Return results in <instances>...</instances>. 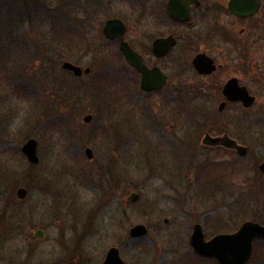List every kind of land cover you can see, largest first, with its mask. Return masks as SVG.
Returning a JSON list of instances; mask_svg holds the SVG:
<instances>
[{"label":"rangeland","instance_id":"1","mask_svg":"<svg viewBox=\"0 0 264 264\" xmlns=\"http://www.w3.org/2000/svg\"><path fill=\"white\" fill-rule=\"evenodd\" d=\"M136 1L0 0V264H99L123 242L125 264H209L188 251L194 222L206 223V239L234 232L244 221L264 225V177L249 187L238 170L224 193L219 170L207 171L197 184L192 159L220 160L218 152H199L179 167L181 185H170L167 172L180 156L172 161L150 129L124 131L122 93L113 124L116 90L138 82L116 46L105 45L101 28L117 16L138 33ZM63 62L91 73L75 77ZM255 91L261 106L264 91ZM87 115L91 120L84 123ZM114 127L123 129L120 136L110 134ZM257 137L254 153L261 161L262 124ZM28 139L36 141L37 165L21 151ZM113 170L130 193H138L136 201L108 192ZM19 188L27 191L24 200L16 196ZM163 217L173 222L163 226ZM139 223L146 225V237L128 241V229ZM248 264H264L263 241L254 242Z\"/></svg>","mask_w":264,"mask_h":264},{"label":"flooded vegetation","instance_id":"2","mask_svg":"<svg viewBox=\"0 0 264 264\" xmlns=\"http://www.w3.org/2000/svg\"><path fill=\"white\" fill-rule=\"evenodd\" d=\"M136 2L140 5L136 15L141 25L138 33L131 34L127 21L117 16L106 19L101 28L105 45L116 46L125 66L135 74L138 82L130 80L129 84L119 85L121 91L116 90L118 94L113 96L111 115L116 118V100L122 93L124 107L121 111L125 115L123 123L119 124L126 128L124 131L133 130L135 133L150 129L154 138L160 141L161 150L169 154L167 156L172 161L177 159L174 155L180 156V162L175 161V165L170 166L172 172H167L166 176L173 180L170 185H181L183 174L179 167L185 166L187 155L195 157L199 152H218L220 160L217 161L208 159L199 163L197 158L192 159L189 168L195 170L197 184L201 177L207 178V171L219 170L218 178L224 180L221 190L225 193L226 187L235 185L232 175L241 170L246 173L242 183L249 187L257 186L260 177H264V172L260 170L264 158L260 161L254 153L258 149V126L264 125V116L259 115L264 108V98L259 106V94L255 91L257 88L264 91V0ZM108 20L122 23L123 41L141 57L146 69L159 70L164 77L161 88L151 91L141 88V75L125 62L120 52V40H109L103 34ZM157 42L158 50L162 51L159 55L153 52ZM196 65H200L201 69ZM80 68L90 71L79 78L90 75L89 67ZM116 123L115 119L113 124ZM114 129L110 133L114 137L123 132V129L119 132H116L117 127ZM207 136L220 138L223 144L207 145L204 143ZM120 177L114 170L110 175V186L107 187L112 197L118 198L117 194L121 191L127 195V201L131 194H136L138 198V193H130L125 188L124 176L119 182ZM215 179L209 178L210 181ZM123 198L119 199L124 201ZM172 222L169 217L161 219L163 226ZM136 225H144L148 233L145 224ZM195 225L200 226L206 241L220 234L206 239L203 230L206 223L194 222L187 238L190 255L199 262L216 264L215 260L201 257L191 248L189 240ZM132 227L128 229V241L146 237L130 238ZM125 244L110 248L119 252Z\"/></svg>","mask_w":264,"mask_h":264},{"label":"water","instance_id":"3","mask_svg":"<svg viewBox=\"0 0 264 264\" xmlns=\"http://www.w3.org/2000/svg\"><path fill=\"white\" fill-rule=\"evenodd\" d=\"M123 32L124 26L117 20H108L103 27V34L107 39L120 40V52L125 62L141 75V88L145 91L161 88L164 83V77L157 68L151 70L145 68L141 57L123 41ZM158 45V42L154 43L153 52L156 55L162 53V51L158 50ZM196 67L201 69L200 65H196ZM61 68L71 72L75 77L83 73L87 74L90 71L88 68L81 69L70 62H63ZM245 104L247 105L248 103ZM90 120V115L83 118L84 123H89ZM204 143L213 146L223 144V140L207 136L204 138ZM21 151L29 163H38L36 141L34 139H28L23 143ZM84 153L88 159H91L92 152L90 149H85ZM260 170L264 172V161L260 165ZM26 195V189H17L16 196L19 200H24ZM136 199V194H131L128 197L129 202H134ZM146 234L147 230L144 225H135L129 232L130 238H140ZM34 235L37 239H42V230H37ZM256 240L264 241V225L254 221H245L236 231L217 234L207 241L204 240L200 226L195 225L190 235L189 244L196 254L201 257L214 259L217 264H247L252 256L253 243ZM100 264H124V261L116 248H110Z\"/></svg>","mask_w":264,"mask_h":264},{"label":"trees","instance_id":"4","mask_svg":"<svg viewBox=\"0 0 264 264\" xmlns=\"http://www.w3.org/2000/svg\"><path fill=\"white\" fill-rule=\"evenodd\" d=\"M257 241H261V240H257Z\"/></svg>","mask_w":264,"mask_h":264}]
</instances>
